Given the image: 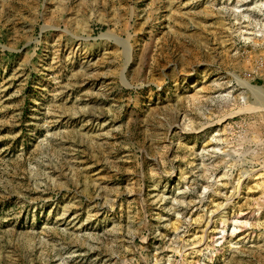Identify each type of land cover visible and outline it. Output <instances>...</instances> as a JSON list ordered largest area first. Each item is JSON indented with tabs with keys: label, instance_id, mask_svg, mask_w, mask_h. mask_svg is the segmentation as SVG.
I'll use <instances>...</instances> for the list:
<instances>
[{
	"label": "rangeland",
	"instance_id": "rangeland-1",
	"mask_svg": "<svg viewBox=\"0 0 264 264\" xmlns=\"http://www.w3.org/2000/svg\"><path fill=\"white\" fill-rule=\"evenodd\" d=\"M262 102L264 0H0V264H264Z\"/></svg>",
	"mask_w": 264,
	"mask_h": 264
},
{
	"label": "bare ground",
	"instance_id": "bare-ground-1",
	"mask_svg": "<svg viewBox=\"0 0 264 264\" xmlns=\"http://www.w3.org/2000/svg\"><path fill=\"white\" fill-rule=\"evenodd\" d=\"M246 85H248V84H246ZM245 87V86H244ZM247 87V86H246ZM260 88H258V87H249L248 86V90H252V91H254V92H256V91H258ZM242 99H243V97H242ZM243 103V102H242ZM252 107V109L253 110H263L264 111V102H262V103H258V104H254V106L252 105V106H250L249 108H251ZM232 224H233V227H236V225L238 224V225H241L242 223L237 219H234V220H232ZM226 226H227V220L226 219H224V220H222V232H224L225 231V228H226ZM235 233V230L233 229V231H232V234H234Z\"/></svg>",
	"mask_w": 264,
	"mask_h": 264
}]
</instances>
